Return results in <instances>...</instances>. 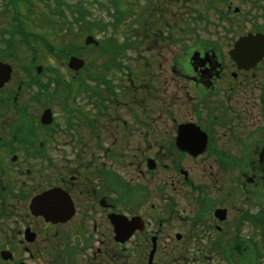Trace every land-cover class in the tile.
Wrapping results in <instances>:
<instances>
[{"label":"flooded vegetation","instance_id":"obj_1","mask_svg":"<svg viewBox=\"0 0 264 264\" xmlns=\"http://www.w3.org/2000/svg\"><path fill=\"white\" fill-rule=\"evenodd\" d=\"M195 1L191 43L169 35L168 68L129 79L127 96L102 94L86 70L35 73L1 46L0 24L12 68L0 86V264H149L154 245V264H264V59L232 56L264 34V0ZM39 2L6 0L0 15L17 21L26 5L37 18ZM156 24L132 49L163 36Z\"/></svg>","mask_w":264,"mask_h":264},{"label":"rangeland","instance_id":"obj_2","mask_svg":"<svg viewBox=\"0 0 264 264\" xmlns=\"http://www.w3.org/2000/svg\"><path fill=\"white\" fill-rule=\"evenodd\" d=\"M64 2L65 5L62 8L55 6V0H49V3H46L45 5L41 2L38 3L37 10H40V13H50V19L54 21L51 23L49 21L48 23L41 22V14H39L37 18H34L26 5L24 7L21 6L22 8L20 9V15L23 30L32 31L43 35L44 39H48L46 44L48 45V43H50L54 48H60L61 46L69 45L72 47L71 49H73V47H75L73 45L74 43L84 45V39L88 30L85 29V24L83 22L81 25L73 24L71 30H68L63 22H59L61 17L57 14V12L62 10V12H64L63 16L65 19L68 18L69 21H73L72 12L75 10L78 11L80 10V7H82L85 11H88V14L86 15L87 20H92L99 23H101V21L109 22L113 20V16L109 13V11H115V0H66ZM5 3L6 0H0V11L5 10ZM194 3L197 4L195 0H179L177 6L176 0H118L119 8L129 13H125V15L122 16V20L120 23H118L117 28L115 29V27L112 25L108 26L105 30L99 28L98 25L94 26L95 28H91V34L97 40L101 41V39L105 36H109L114 33L115 37L118 39V42L123 43L126 38L132 40L136 39L138 41L141 39L143 40L144 34H148L150 36L153 33L154 29H156V23L158 21H161L163 24L160 28L163 32V38L157 37L158 40L152 41L151 44L153 46L150 47V49L148 48V42L146 41L147 47L143 46L126 50L124 55L120 58L122 63L115 64V67L112 68V71L106 73L108 80L114 84V93L115 86L118 85V95H130L131 83L129 79L132 80L133 77L135 85H139L143 80L146 81L148 79V77L145 75L146 70L149 72L153 71V73L157 74L161 70V67L162 69L163 67L168 68L173 55L172 49L176 47L175 43L169 40L170 36H174L173 39L177 36L182 37L185 41V45L191 43V37L188 35V33L193 32L191 28L196 27L197 24L195 19L196 17L192 12V8L197 7L198 9H201V6H195ZM66 4L70 6L72 5L74 7L67 6ZM50 6L51 12L49 8ZM143 9L145 10L141 15H139ZM15 16L16 15L14 14L12 17L7 15L5 18L0 15V24L3 28H6V31L12 32L14 30L15 27H13V21L15 20ZM175 21L179 22L181 28H176V25L167 27V24H174ZM79 26H81L82 29ZM9 36V33L5 32L2 40L5 38L8 39ZM20 38V35L15 36L17 41H19ZM34 45H36L38 48V56L36 57L34 64L37 66H43L41 74L47 77L51 76V78H55L57 73H60L62 77L68 80L73 78L74 75L68 68L67 59L64 58L62 61L58 60L55 55L47 51V47H45V45L41 42L35 43ZM1 46L5 47L6 44L1 42ZM15 48L21 49L20 52L23 54L22 63L25 65L29 64L33 58L32 53L25 47L23 43H16ZM100 53V50L93 47L92 45L85 47L84 51L81 52L83 55L82 57L85 59L86 63L89 64V69L98 68V66H94L92 62L97 59L98 54ZM108 58L109 57L106 55L100 56L99 61L102 62L99 64V66H101L103 61L107 60ZM144 64H147V66H153L147 67L146 69L145 66H143ZM117 65H122V67ZM50 67H53L57 70L54 71V73L46 72V68ZM100 69L102 70L103 67L101 66ZM75 79H79V77H76ZM168 84L171 85L170 83ZM89 85L97 87L100 92L104 94V85H99L93 81H89ZM37 91L38 90L36 87H31V89L29 88L24 94L33 95V93H36ZM154 139H157L160 142V136L155 135ZM162 175L165 176L164 174Z\"/></svg>","mask_w":264,"mask_h":264},{"label":"trees","instance_id":"obj_3","mask_svg":"<svg viewBox=\"0 0 264 264\" xmlns=\"http://www.w3.org/2000/svg\"><path fill=\"white\" fill-rule=\"evenodd\" d=\"M25 1V0H24ZM58 3L55 5L58 8H62L65 5L64 0H57ZM67 6H70L68 4H66ZM70 7H74V6H70ZM69 7V8H70ZM50 8V12H51V6ZM19 9V8H18ZM72 11H74L73 9H71ZM19 13V12H17ZM64 12H62V10H60L59 12H57V14L61 17V19L59 20L60 23H64L65 27L68 30H71L73 24H79L81 25L82 22L85 24V29L88 30V32H86L87 34H91V28L94 26H99V28H101L102 30H105L108 26H114L115 29L118 26V23L121 22L122 20V16L126 14H128L129 12H125L123 10H121L118 6V0H115V11L111 12L109 11V13L113 16V20L109 21V22H105V21H101V23L99 22H95L92 20H87L86 15L88 14V11L84 10V8L80 7V10H75L74 12H72V16H73V21H69V19H65V17L63 16ZM41 14V22L45 23L48 21L54 22L52 19H50V13H45L42 12ZM116 19V20H115ZM56 22V21H55ZM22 26L21 22H18L17 26L15 24V28L13 30V34L18 33L19 35H21V38L19 41H17L13 34L6 40L7 43V47L8 48H15L16 47V43H23L25 45V47H28V49H30L34 55L37 54L38 48L36 45H34L35 43L41 42L42 44L45 45V47H47L48 51H50L53 55H55L57 57L58 60H63L68 59L70 54L73 55V53L71 52V46L69 45H64L61 46L60 48H55V49H51L47 44L46 41H48L47 38H43L44 36L41 34H37L35 32V34H29L32 31H25L23 29H19V27ZM81 29L82 27L79 26ZM95 28V27H94ZM62 38V37H61ZM135 40L126 38L124 40L123 43L118 42V39L115 37V34H111L109 36H105L104 38L101 39V41L99 40V45L98 46H93L97 49L100 50V54H98L97 59H95L92 64L98 66L102 61H99V57L102 55H106L107 57H109L107 60L103 61L102 63V67H103V71L101 69H89V64L87 63L84 67L85 70H87L90 75L89 77L96 80V82L98 84H102L105 87V91L108 94H113L114 93V84H112V82L110 80H108V76L106 75V73L111 72L112 68L111 66L115 65V64H119L122 63V61L120 60V58L124 55V52L126 50H129L130 48H132L134 46ZM84 47H86L85 45H83ZM136 47V45H135ZM70 51V52H69ZM79 57H82V54H78ZM51 71V68H46V71ZM56 79L57 80H62L60 78V76L56 75ZM42 88V87H41ZM39 94H42V90L40 91Z\"/></svg>","mask_w":264,"mask_h":264},{"label":"water","instance_id":"obj_4","mask_svg":"<svg viewBox=\"0 0 264 264\" xmlns=\"http://www.w3.org/2000/svg\"><path fill=\"white\" fill-rule=\"evenodd\" d=\"M96 43L97 41L93 36H88L86 38V44ZM233 58L242 66L250 67L257 64L264 58V35L263 34H249L248 36L241 38L237 44L235 49L232 51ZM84 65V61L78 57H71L69 61V66L75 70L80 69ZM41 67H39V71H41ZM12 68L8 64L0 63V86H2L5 82L9 81L11 77ZM51 110L47 109L43 115V121L48 122L50 120ZM47 194H42L37 197L34 201V207L40 201H44L47 199ZM48 217V216H47ZM155 249H153L150 256V263H152L153 254ZM9 258V255L5 257Z\"/></svg>","mask_w":264,"mask_h":264}]
</instances>
